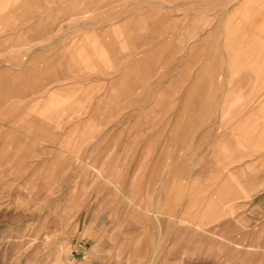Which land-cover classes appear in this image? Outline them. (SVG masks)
Here are the masks:
<instances>
[{"label":"rangeland","instance_id":"rangeland-1","mask_svg":"<svg viewBox=\"0 0 264 264\" xmlns=\"http://www.w3.org/2000/svg\"><path fill=\"white\" fill-rule=\"evenodd\" d=\"M248 28L264 0H0V264H264L205 155Z\"/></svg>","mask_w":264,"mask_h":264},{"label":"crops","instance_id":"crops-1","mask_svg":"<svg viewBox=\"0 0 264 264\" xmlns=\"http://www.w3.org/2000/svg\"><path fill=\"white\" fill-rule=\"evenodd\" d=\"M256 31L254 28H248V32H251L252 35H248L247 44L243 45V47L246 46L244 47L246 50L252 52L250 57H253L252 54L255 52L253 48L256 46L258 51L264 52V40L260 42V39H257L263 45H255L254 35H258ZM232 42H234L233 38L231 44ZM233 47L232 44L231 48ZM262 56L264 57V53ZM257 61L258 64L253 63V58L246 61L238 60L236 66L232 65L233 91H230L228 95H225L228 92L224 91L220 97L222 100L220 107L217 103L216 126L213 135H211L213 139L205 154L213 156V161L222 166L225 176L221 180H240L243 182L242 187L246 192L252 190L245 203L241 202L236 205L238 207L251 203L249 210L253 212L264 205V95H254L256 79L258 83L262 82L264 85V60L262 63H260L261 60ZM221 81L223 88H228L227 82L223 80L222 76ZM250 84H253L252 89L249 87ZM223 100H226L225 104ZM220 111L222 126H219L218 123ZM223 111H225V115ZM203 130L206 131L202 129L198 135L199 138L203 134Z\"/></svg>","mask_w":264,"mask_h":264}]
</instances>
